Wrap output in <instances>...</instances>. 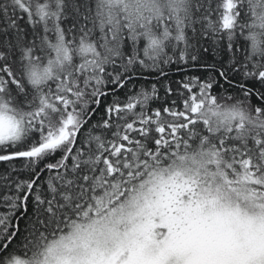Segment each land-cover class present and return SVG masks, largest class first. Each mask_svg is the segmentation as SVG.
Here are the masks:
<instances>
[{"label":"snow or ice","instance_id":"snow-or-ice-1","mask_svg":"<svg viewBox=\"0 0 264 264\" xmlns=\"http://www.w3.org/2000/svg\"><path fill=\"white\" fill-rule=\"evenodd\" d=\"M0 264H264V0H0Z\"/></svg>","mask_w":264,"mask_h":264},{"label":"trees","instance_id":"trees-1","mask_svg":"<svg viewBox=\"0 0 264 264\" xmlns=\"http://www.w3.org/2000/svg\"><path fill=\"white\" fill-rule=\"evenodd\" d=\"M221 55H223V54H221ZM215 58H216V57L213 56L211 50H209V52L207 53V59L209 60V62H212ZM170 76L172 77V79L178 80V79L181 78V73L177 72V71L175 70V68L173 67V69H172L171 72H170ZM162 94H163V93L161 92V95H162Z\"/></svg>","mask_w":264,"mask_h":264}]
</instances>
